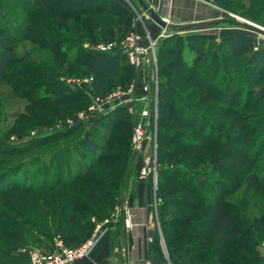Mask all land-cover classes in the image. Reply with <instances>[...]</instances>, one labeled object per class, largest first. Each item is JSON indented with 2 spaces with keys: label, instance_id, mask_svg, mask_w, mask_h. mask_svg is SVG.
<instances>
[{
  "label": "trees",
  "instance_id": "obj_1",
  "mask_svg": "<svg viewBox=\"0 0 264 264\" xmlns=\"http://www.w3.org/2000/svg\"><path fill=\"white\" fill-rule=\"evenodd\" d=\"M236 1L214 4L250 19L264 15V0L262 10L254 9L257 0ZM130 21L115 0H0V84L29 101L26 124L50 125L86 108L89 98L65 86L62 76L92 77L91 91L99 96L128 86L133 69L123 55L93 54L82 44L120 40ZM207 40L171 34L158 44L156 194L168 258L156 236L151 262L264 264L258 248L264 240V51L246 58L251 41L243 36L217 46ZM21 43L30 48L17 52ZM34 50L48 56L35 59ZM101 117L118 132L103 144L91 136L80 139L79 148L93 160L71 177L54 167L40 180L35 173L19 184L6 181L7 174L16 178L18 165L0 172V182H7L0 186V212L14 217L0 216V264H27V250L51 253L56 239L67 248L79 246L92 233L91 218H107L120 203L132 154L129 116L117 107ZM80 128L32 144L51 146ZM57 157L53 152L51 158Z\"/></svg>",
  "mask_w": 264,
  "mask_h": 264
},
{
  "label": "rangeland",
  "instance_id": "obj_2",
  "mask_svg": "<svg viewBox=\"0 0 264 264\" xmlns=\"http://www.w3.org/2000/svg\"><path fill=\"white\" fill-rule=\"evenodd\" d=\"M115 1H117L121 6H123L130 14L131 21H130V25H129L127 32L132 28L133 20L138 18L137 28L139 32L143 34H146V32H148L154 40H157V41L159 40V36L163 30L159 26H157L155 23L152 22V20L147 16V14L141 8L137 0H115ZM143 1L145 2L147 6H149L150 3H153V0H143ZM200 1L216 8V10H218L217 12H218L219 20L237 19L241 22L246 20L248 22L254 23L264 28V24L262 25L260 24L262 18H264V15H260L259 17H257L256 15L257 18L254 17L253 19H250L249 17H243L238 13L228 11L227 9L224 10V9H221L215 6L214 0H200ZM234 1H235V5H237V1L233 0V3ZM163 4H165V2L161 0L160 6H157L158 9L155 10V13L157 14L163 13V9H162ZM238 5L240 7L245 8L241 2H238ZM233 6L234 5L229 6L228 8H233ZM262 8H263L262 0H257L255 3L254 9L262 10ZM231 15L234 16V18ZM176 23H179V22H176ZM180 25H185V24H180ZM175 34H179L183 36V38L186 36H191V35L208 36L210 37V40H207L206 43L213 45V46H217L221 42V40L224 38L232 37V36H243V37L249 38L251 41V44L245 54L246 58L250 57L251 52L258 51V50L264 51V36L259 35L256 32L243 29L241 27H234V26H228V25L223 24L216 28H211V29H206V30H201V31H190V32H184V33L177 32ZM164 38L160 39L159 43ZM27 48H30L29 44L21 43L17 46V52L21 53L24 49H27ZM158 49L159 47L157 48V54H158ZM33 54H34L35 59H43L46 56H48V53L43 50H34ZM183 54H184L185 59L189 61L191 54L190 55L187 54V50H184ZM262 74H263L262 77H264V72ZM144 80L145 78L143 77V74H141V72L137 74L136 72L133 71V79L131 83H129L128 86L124 88L121 86H116L115 88L111 89L106 94H104L102 97H105L108 94H111L117 90H121V91L128 90L132 83L137 85L135 92L137 94H141L144 91V88L146 87V82ZM263 84H264V81H263ZM158 95H159V86L157 87V101H158ZM28 107H29V101L27 99L14 96L11 93L10 86H7L5 84H0V172L5 171L8 167H14L15 165L19 166V169L17 170L19 172L14 173L16 178L14 179L11 176V174H7L6 181L11 179L19 184L20 183L22 184L23 182L28 184L29 182L32 181L33 175L35 173L39 174L40 177L37 180H40V178L43 175H46L47 173L51 174L54 167H56V171L58 172V174L63 173L65 175L67 173L68 176L71 177L76 172L82 171L84 169V166L93 160L92 155H89V153L82 151L79 148L78 141L80 139L91 136L96 142L103 144L104 141H106L107 138H109L113 133L116 134V132H118V130H116L117 128H114V129L112 128L113 125L100 121V119L102 118L101 116H104L105 115L104 114L101 116H95L93 118L91 117L88 121L80 125L81 128L78 131L74 132L71 136H69L65 140L57 142L51 146L36 148L35 146L37 145L32 144V139H39L43 136L52 134L54 132H59L55 127L57 125H60V123L63 122L66 118L71 117L72 115H74L80 110L72 113L70 116L58 119L55 123H52L46 126H41V125H37L36 123L26 124L25 120L27 119V116L25 115L24 109ZM120 107H123V106H120ZM139 109L140 108L138 107V110ZM126 113L128 114L127 111ZM128 116H129V123H130L129 131H130V144H131L132 136H133L132 127H133V123L135 122H134V119L130 117L129 114ZM157 116H158V104H157ZM93 125L95 127L92 131L91 126ZM156 125H157V120H156L155 126L152 127L151 133L149 134L150 139H147L144 144L143 154H148L149 152H151V149L154 144V140L156 142ZM112 129H113V132H112ZM121 132L124 133L125 131L122 130ZM130 150H131V145H130ZM53 152H56V153L58 152V157L56 161L51 158V155ZM107 152H114V151L109 150V149L104 150V153H107ZM156 158H157V150H156ZM103 167H106V166H103ZM133 168H138L137 171L140 170L141 157L136 158V155L131 154L129 155V158H128V166H127V171L125 173L126 175H124V177L122 178V180L124 181L123 182L124 188L122 187L119 190L121 195L127 190L126 188L128 187V184L130 183L129 178L132 175ZM24 176L26 179L25 181H23ZM6 181L0 182V186H3V187L6 186V183H7ZM74 184H79V183H74ZM156 189H157V179H156ZM156 189L155 191L152 189L151 195H152L153 203L156 201L155 203H156V206L158 207L159 199L157 198ZM2 199L4 201L6 200L8 201V197L2 198ZM157 207H156V210H157ZM262 208H264V205ZM111 215L112 213L107 218H109ZM0 216H6L7 218H10V219L14 218L13 216H9L4 212H0ZM156 217L158 218V211H156ZM260 244L258 245V248L261 250ZM160 245L165 254V257L168 258L167 246H166V242H164L163 237H162V242H160ZM15 264H20V263L16 262Z\"/></svg>",
  "mask_w": 264,
  "mask_h": 264
},
{
  "label": "built area",
  "instance_id": "obj_3",
  "mask_svg": "<svg viewBox=\"0 0 264 264\" xmlns=\"http://www.w3.org/2000/svg\"><path fill=\"white\" fill-rule=\"evenodd\" d=\"M200 1V0H199ZM163 4L162 9H166ZM155 12V11H154ZM157 14V13H156ZM164 22L169 25H180L173 21L172 17L163 13L157 14ZM232 16V15H231ZM234 18V16H232ZM138 18L133 20L132 28L120 40L109 42H99L96 44L84 42L82 48L93 54H111L119 53L123 55L137 74L141 72L145 78L146 87L141 94L135 92L137 85L132 83L130 88L125 91L117 90L105 97L94 95L91 91L93 82L92 77L82 76H62L59 80L70 89H78L85 93L89 98L86 108L78 111L71 117L66 118L55 128L58 131L67 130L88 121L91 117L101 116L113 109L123 106L134 119L133 136L131 141V151L134 155L141 157V168L138 178L142 182L151 181L153 190L156 189L157 163H156V142L154 140L151 152L143 154L144 144L150 139V133L157 120V87H158V64L157 48L159 40L166 36V31H162L159 40H154L148 32L140 33L138 28ZM138 107L140 108L138 110ZM145 120L142 123V120ZM123 199V204H121ZM125 192L121 195L120 203L114 208L112 215L103 220L91 218L94 224L92 235L75 248L65 247L60 240L54 241V250L51 253H45L38 248L27 250V264H71L77 260L86 258L98 244L102 235L107 232L106 225L111 219L120 221L124 233L132 231L136 227L146 226L143 210H130L124 207ZM160 232V231H159ZM160 242H162V236ZM261 250H264V241L260 244ZM24 251V250H23ZM140 264V263H139ZM142 264H153L147 261ZM170 264V263H167Z\"/></svg>",
  "mask_w": 264,
  "mask_h": 264
},
{
  "label": "crops",
  "instance_id": "obj_4",
  "mask_svg": "<svg viewBox=\"0 0 264 264\" xmlns=\"http://www.w3.org/2000/svg\"><path fill=\"white\" fill-rule=\"evenodd\" d=\"M163 1L167 6L163 13L172 17L173 21L179 22V24L219 20L218 10L202 1ZM160 2L161 0H153V3H150V7H148L155 11L158 9L157 6H160ZM136 158H140L139 155H136ZM138 168H133L129 178L130 183L125 191L124 207L130 210H143L146 226L136 227L132 231L124 233L120 221L115 218L111 219L106 225L107 232L102 235L90 255L71 264H142L151 261L150 243L156 236L160 239L161 231L156 217V201L154 204L151 195L153 186L150 180L148 182L139 180ZM262 253L264 254V250Z\"/></svg>",
  "mask_w": 264,
  "mask_h": 264
},
{
  "label": "water",
  "instance_id": "obj_5",
  "mask_svg": "<svg viewBox=\"0 0 264 264\" xmlns=\"http://www.w3.org/2000/svg\"><path fill=\"white\" fill-rule=\"evenodd\" d=\"M141 8L144 10V12L147 14V16L152 20L153 23H155L157 26H159L162 30L166 31V36L175 34L177 32H190V31H201L211 28H216L220 25H228V26H234V27H241L243 29L253 31L258 33L259 35L264 36V28L261 26H258L254 23L248 22L244 20L243 22L235 20H228V19H222V20H216V21H209V22H202V23H192V24H186V25H169L166 22H164L151 8H149L143 0H137ZM144 119L141 121L144 123ZM134 155V154H132ZM121 204H123V199H121Z\"/></svg>",
  "mask_w": 264,
  "mask_h": 264
},
{
  "label": "bare ground",
  "instance_id": "obj_6",
  "mask_svg": "<svg viewBox=\"0 0 264 264\" xmlns=\"http://www.w3.org/2000/svg\"><path fill=\"white\" fill-rule=\"evenodd\" d=\"M239 21V20H238ZM241 22V21H240Z\"/></svg>",
  "mask_w": 264,
  "mask_h": 264
}]
</instances>
